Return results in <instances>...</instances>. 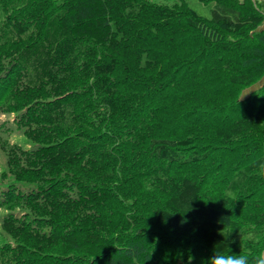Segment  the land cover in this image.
Wrapping results in <instances>:
<instances>
[{
  "label": "trees",
  "instance_id": "16d2710c",
  "mask_svg": "<svg viewBox=\"0 0 264 264\" xmlns=\"http://www.w3.org/2000/svg\"><path fill=\"white\" fill-rule=\"evenodd\" d=\"M200 1L0 0V264L262 255L264 0Z\"/></svg>",
  "mask_w": 264,
  "mask_h": 264
},
{
  "label": "clouds",
  "instance_id": "9594fccd",
  "mask_svg": "<svg viewBox=\"0 0 264 264\" xmlns=\"http://www.w3.org/2000/svg\"><path fill=\"white\" fill-rule=\"evenodd\" d=\"M255 174L261 180H264V163L258 165ZM208 264H250V257L248 255H241L232 252L223 256L215 253L214 256L209 258ZM254 264H264V255L255 257Z\"/></svg>",
  "mask_w": 264,
  "mask_h": 264
},
{
  "label": "rangeland",
  "instance_id": "374dc122",
  "mask_svg": "<svg viewBox=\"0 0 264 264\" xmlns=\"http://www.w3.org/2000/svg\"><path fill=\"white\" fill-rule=\"evenodd\" d=\"M150 1L161 3V4H168V5L173 4V3H178V2H186L188 5L193 7L198 12L205 14V15L209 14L207 5H205L200 0H150ZM262 26H264V23ZM262 255H264V251L262 252Z\"/></svg>",
  "mask_w": 264,
  "mask_h": 264
}]
</instances>
